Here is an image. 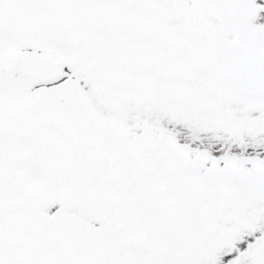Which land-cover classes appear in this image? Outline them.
<instances>
[{"label": "snow or ice", "instance_id": "obj_1", "mask_svg": "<svg viewBox=\"0 0 264 264\" xmlns=\"http://www.w3.org/2000/svg\"><path fill=\"white\" fill-rule=\"evenodd\" d=\"M0 264H264V0H0Z\"/></svg>", "mask_w": 264, "mask_h": 264}]
</instances>
